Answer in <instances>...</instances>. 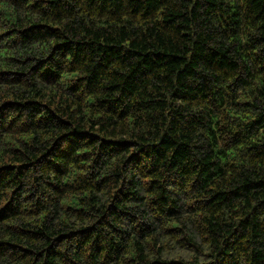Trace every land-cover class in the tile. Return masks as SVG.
I'll return each instance as SVG.
<instances>
[{
  "label": "trees",
  "instance_id": "16d2710c",
  "mask_svg": "<svg viewBox=\"0 0 264 264\" xmlns=\"http://www.w3.org/2000/svg\"><path fill=\"white\" fill-rule=\"evenodd\" d=\"M0 264H264V0H0Z\"/></svg>",
  "mask_w": 264,
  "mask_h": 264
}]
</instances>
